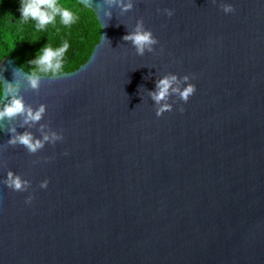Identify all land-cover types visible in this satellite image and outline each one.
Masks as SVG:
<instances>
[{"label":"water","instance_id":"1","mask_svg":"<svg viewBox=\"0 0 264 264\" xmlns=\"http://www.w3.org/2000/svg\"><path fill=\"white\" fill-rule=\"evenodd\" d=\"M134 3L92 0L106 26L89 58L36 90L0 60L2 86L47 105L37 122L0 121V264H264V0ZM139 20L159 40L144 56L122 39ZM169 72L197 90L157 117L149 91ZM10 128L64 138L33 154ZM9 170L32 182L31 204L3 185Z\"/></svg>","mask_w":264,"mask_h":264},{"label":"clouds","instance_id":"2","mask_svg":"<svg viewBox=\"0 0 264 264\" xmlns=\"http://www.w3.org/2000/svg\"><path fill=\"white\" fill-rule=\"evenodd\" d=\"M106 2L110 4L113 2L118 3L124 12L131 11L135 5L134 0H106ZM217 2L218 0H211L213 5H217ZM91 4L92 0H75V2L71 3L69 0H20V20L21 23H27L30 20L34 21L36 31H42L49 27L59 31L60 28L67 29L76 24L80 20V12L83 9L86 11L92 10L94 12V18H98L99 24L102 25L98 11L94 10ZM218 7L226 15L235 12V7L232 3H219ZM160 11L161 9L157 8V12ZM162 12L169 18L174 15V11L169 8H164ZM104 16L111 18V12L106 11ZM102 26H106V24L103 23ZM122 39L131 42L138 56H144L146 52L153 53L155 51L154 46L159 44L158 38L150 29L144 26L143 20H139L135 29L127 32ZM104 40L106 39H102L101 43ZM68 48V42L64 41L58 47L54 48L51 45H46L40 50L32 62L35 66V70L29 77V85L32 89L36 90L39 88L41 76L59 78L63 75L65 70L64 58ZM193 79H195L193 75L185 74L179 76L178 74L169 72L156 80L155 90L149 91L152 99L160 105L155 109V115L160 117L165 112H171L173 110V104L176 101L160 104L161 101H167L171 97H176L177 100L187 103L197 90L196 84L191 82ZM181 83L185 86H174ZM4 91H7L12 96V99L0 108V121H3L5 118L11 119L17 115H22L24 117V123L27 124L29 122H37L42 118L47 105L42 104L34 111L30 106L25 105L22 97L16 96L17 89L11 84H8L6 88L0 86V96L3 95ZM178 110L183 112V106L181 105ZM8 131L13 133L11 139L7 141L9 145H22L29 153L33 154L43 148L44 142H50L55 145L56 142L62 141L64 138L62 131H53L50 135L45 134L43 140L34 139L33 135L29 132L16 134L15 128H10ZM64 155H68V153L65 152ZM47 159L45 158V160ZM38 162V160L32 161L33 164ZM2 183L14 192H29L24 203H32L34 196L29 191L32 183L29 179L9 170ZM48 185L49 179L47 178L39 182V188L41 189H46Z\"/></svg>","mask_w":264,"mask_h":264},{"label":"trees","instance_id":"3","mask_svg":"<svg viewBox=\"0 0 264 264\" xmlns=\"http://www.w3.org/2000/svg\"><path fill=\"white\" fill-rule=\"evenodd\" d=\"M19 6L20 0H0V60L12 55L20 66L32 73L35 70L32 62L44 46L55 48L67 41L64 72L73 71L87 61L101 34V26L92 10L82 9L80 20L70 28L57 31L49 27L36 31L34 21L21 23Z\"/></svg>","mask_w":264,"mask_h":264}]
</instances>
